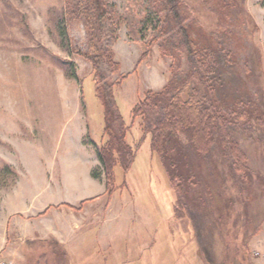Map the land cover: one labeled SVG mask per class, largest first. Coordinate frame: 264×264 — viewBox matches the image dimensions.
I'll use <instances>...</instances> for the list:
<instances>
[{
    "label": "rangeland",
    "instance_id": "rangeland-1",
    "mask_svg": "<svg viewBox=\"0 0 264 264\" xmlns=\"http://www.w3.org/2000/svg\"><path fill=\"white\" fill-rule=\"evenodd\" d=\"M105 1L143 29L141 46L122 22L112 46L118 68L110 81L129 73L114 89L127 125L125 141L133 143L143 134L139 118L131 115L133 104L145 89L161 90L170 58L156 44L148 50L158 20L149 0ZM182 1L205 29H235L237 56L252 67L249 85L264 108V0H236L233 15L222 22L215 1ZM62 5L63 0H0V212L9 198L14 220L61 216L68 241H57L67 264H264V134L257 127L235 134L247 156L251 189L239 192L227 173L229 162L217 161L218 174H209L205 164L200 169L212 187L210 207L170 181L147 134L127 173L117 166L110 190L92 195L104 182L96 150L102 106L91 64L76 52L89 51L87 33L83 24L63 23ZM178 196L192 220L174 215ZM24 229L11 230L0 260L55 264L49 252L55 239L29 238Z\"/></svg>",
    "mask_w": 264,
    "mask_h": 264
},
{
    "label": "trees",
    "instance_id": "trees-1",
    "mask_svg": "<svg viewBox=\"0 0 264 264\" xmlns=\"http://www.w3.org/2000/svg\"><path fill=\"white\" fill-rule=\"evenodd\" d=\"M212 1L220 6V22L228 21L233 15L230 7L236 0ZM149 2L158 20L151 29L153 40L147 44L148 50L156 44L161 55L170 58V76L161 90L145 89L133 104L131 115L139 118L143 134L131 143L125 141L127 125L114 89L129 73L122 74L120 80L110 81L118 68L112 46L116 27L122 22L131 39L141 46L143 29L134 25L131 15L124 19L115 14L105 0H63V23L83 24L87 33L89 51L76 52L91 64L94 93L102 106L103 136L96 150L104 186L110 190L117 166L127 173L141 139L147 134L151 153L157 156L170 181H175L180 191L190 192L196 201L210 207L212 187L204 184L200 170L203 164L208 165L209 174H218L217 161L229 162L227 173L239 192L253 186L247 156L235 138L238 132H249L256 127L264 134V108L249 85L251 80L248 81L253 70L237 56L238 37L231 25L205 29L182 0ZM162 35L164 39L158 41ZM91 175L97 177L96 169L91 170ZM218 179L221 184V171ZM199 186L203 187L201 191ZM173 210L176 217L192 220L186 201L179 196ZM58 244L55 239L49 251L50 259L55 264H67L66 252Z\"/></svg>",
    "mask_w": 264,
    "mask_h": 264
},
{
    "label": "crops",
    "instance_id": "crops-1",
    "mask_svg": "<svg viewBox=\"0 0 264 264\" xmlns=\"http://www.w3.org/2000/svg\"><path fill=\"white\" fill-rule=\"evenodd\" d=\"M104 190L105 186L103 182L99 184L97 192L92 195L102 193ZM89 194V192H84L82 196L85 198L88 197ZM101 197L99 196L100 199ZM14 203V201L12 202L9 198H7L6 202L4 200L3 210L0 212V251L5 246L6 242H9L8 235L11 233L12 229H15L16 226H24V236L29 238L50 236L61 243L68 241V239H66L68 236L62 233L63 230L68 229V226H64L61 216L54 214L52 215L53 218H48L47 216L43 217L46 214H41L40 216L31 218V220H26L27 218H21L20 216L14 220L13 213L17 212L15 211L16 206ZM22 206H24V204L19 206V208ZM71 229L72 231L75 230L74 227Z\"/></svg>",
    "mask_w": 264,
    "mask_h": 264
},
{
    "label": "built area",
    "instance_id": "built-area-1",
    "mask_svg": "<svg viewBox=\"0 0 264 264\" xmlns=\"http://www.w3.org/2000/svg\"><path fill=\"white\" fill-rule=\"evenodd\" d=\"M0 264H12V261L7 260V259H2L0 260Z\"/></svg>",
    "mask_w": 264,
    "mask_h": 264
}]
</instances>
